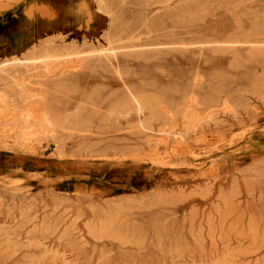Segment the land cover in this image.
I'll return each instance as SVG.
<instances>
[{"label": "rangeland", "instance_id": "rangeland-1", "mask_svg": "<svg viewBox=\"0 0 264 264\" xmlns=\"http://www.w3.org/2000/svg\"><path fill=\"white\" fill-rule=\"evenodd\" d=\"M76 1L0 0V61L21 59L52 35L64 36L67 46L86 49L92 41L106 47V18L83 29ZM143 1L127 0L123 19L146 9ZM156 1L151 18L168 9ZM172 5L184 6L178 20L165 15L142 43L176 47L206 37L264 43V0ZM36 18L51 25L48 33L36 37ZM198 50L132 60V75L124 80L115 69H91L81 61L59 65L47 77L28 75L27 113L15 109L11 93L4 95L0 264H264V45L259 51ZM131 89L151 92L164 111L189 100L195 123L174 113L173 119L133 117L103 128L85 104L93 94L104 112ZM44 96L63 114L85 107L81 115L94 118L87 133H78L81 120L74 133L18 138L14 133L41 115L42 102L32 98ZM106 223L123 240L92 233ZM36 227L43 232L35 243L55 252V261L43 246L27 247V233Z\"/></svg>", "mask_w": 264, "mask_h": 264}, {"label": "bare ground", "instance_id": "bare-ground-1", "mask_svg": "<svg viewBox=\"0 0 264 264\" xmlns=\"http://www.w3.org/2000/svg\"><path fill=\"white\" fill-rule=\"evenodd\" d=\"M156 2L155 0H144L141 5L146 9L141 11L132 20L126 21L121 16V11L127 5V0L76 1L74 4L77 5V17L83 29L89 31V29L86 28L87 23L95 24L98 17L106 18L108 26L103 32L107 46L96 48L91 44V41V43H85L84 46L87 47L86 49H82L76 45L67 46L64 36L52 35L44 40V42L36 43L27 54L21 56V59L11 57L1 60L0 86L3 85L4 89H0V104L2 102V98H4V95L11 93L10 95L13 96V98L12 96L11 98L13 100L12 103L15 109H21L24 111V113H27L32 104L30 102L28 103L30 95L28 91L29 88H27L28 85H26V81L29 80H26L27 76L37 75L47 77L54 71L55 68L60 67L59 65L74 63L76 61L85 62L84 64L87 63L91 66V69H103V71H111L115 69L116 74H118V76L124 80L123 78L126 76L132 75L130 65H128V63H130L132 60L144 59L149 61L155 58V56L158 54H164L168 52H184L195 46H197V49H199L198 51L202 52L205 50L213 51L215 49H218L219 51H235L238 49V47L243 46H248L250 51H259L264 45L263 42H251L249 40L242 41L237 38L220 40L210 37H206V39L202 41H184L183 43L177 44L176 47L159 44L156 43V41L142 43V36L144 34L148 35L157 32V26L158 24L163 23V18L165 15L172 17V20L173 18L177 19L184 10V6H180L178 8L173 7V0H162L161 3H163L165 6H168V9L165 10L163 15L151 18L148 13H150L151 9L159 3L158 1ZM52 10L55 12L54 9H51V11ZM56 12H58L57 9ZM33 23L35 25L36 37L41 34L48 33L51 29V25L42 24L41 20L37 18L34 19ZM175 25H178V23H175ZM160 46L166 47V49L161 53L158 49ZM92 96L93 94H91V96L88 98V101L90 100V102H86L85 104H88L92 108L91 111L97 117L99 123H102L103 128H105V125L111 126V124L114 122L122 124L126 120L132 119L133 117H142L143 119L150 121V123H154L156 120L162 121L167 119V117L173 119L175 116L181 114L186 115V118H190L191 121L195 123L193 118L195 117L194 111L196 110H192L189 100L187 99L183 105H175L174 110L167 109L168 111H164L163 108L166 107L162 105L163 103H161V100L155 98L151 92H148L147 90L138 92L134 89H131L125 90L121 97H118L115 101H112L107 110L102 112L104 108H102L100 104H97L92 99ZM47 98V96H44L40 99H36L35 97L32 98V101H37L39 103L42 102V107L40 110L41 115H39L35 119L34 124L27 129L25 128L26 126H20L21 128L19 131L14 133L18 135V138H23L28 141L37 137L36 139L42 140L44 139L42 138V134L47 136V134L49 135L51 132L61 133V129H65V132L74 133L77 132L76 124H78L81 120L84 121L79 123L80 129L78 130V133H87L86 129L89 128L88 124H90V120L94 121V118L83 117L81 115V113L83 114L85 107L77 108L75 114H63L62 112L58 111L57 108L54 109L49 104V102H47ZM181 106L182 110H179ZM5 113H3V116ZM174 113L177 114L174 116ZM0 118L2 117L0 116ZM23 121L24 119L22 122ZM67 121H70V123L68 126H65L64 123ZM29 222V220L28 222H22L23 226L21 229H23L25 225L29 224ZM114 226L115 225H113V223H106L100 227L93 228L92 233L100 236L110 235L116 239L123 240L121 236H116ZM42 232L43 231L37 227L28 232L26 236L28 244L26 245L30 248H42L43 246L44 256L51 257L52 260L55 261L58 259L55 252L45 248L44 245H38L35 243L37 235Z\"/></svg>", "mask_w": 264, "mask_h": 264}]
</instances>
